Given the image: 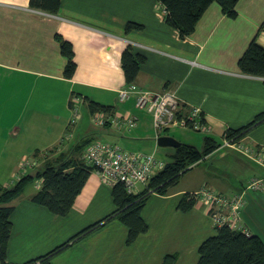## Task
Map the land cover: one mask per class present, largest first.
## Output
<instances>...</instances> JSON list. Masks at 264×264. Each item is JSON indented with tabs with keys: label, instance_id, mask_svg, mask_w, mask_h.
I'll list each match as a JSON object with an SVG mask.
<instances>
[{
	"label": "crops",
	"instance_id": "0c3cea01",
	"mask_svg": "<svg viewBox=\"0 0 264 264\" xmlns=\"http://www.w3.org/2000/svg\"><path fill=\"white\" fill-rule=\"evenodd\" d=\"M41 11L29 0H0V186L33 173L36 162L33 166L22 162L24 158L31 162L35 151L42 152L41 161L53 154L43 155L49 149L55 154L68 151L85 136L96 139L94 130L110 135L109 142L160 157L157 138L170 134L165 130L157 136L153 117L136 105L135 97L117 99V91L126 84L121 53L128 44L146 56L136 84L154 92L172 89L184 108L200 106L208 131L181 127L184 131L175 137L180 142L201 149L208 135L221 143L227 129L264 111V77L245 74L237 64L255 36L264 46V0H238L235 17L227 16L214 1L184 38L166 23V9L159 0H61L53 15ZM129 21L142 28L126 31ZM56 34L72 43L77 64L72 77L64 76L67 60ZM74 95L90 119L81 117L68 125ZM85 98L112 106L114 113L133 114L136 125L126 129L95 124ZM241 141L264 145V121ZM174 148L164 152L171 157ZM237 154L242 155L220 145L185 171L166 194L151 193L141 212L148 229L133 243H126L127 226L111 218L69 241L51 256L50 264H164L166 254L175 255L173 264H196L199 244L216 232L215 225L203 202L187 211L178 203L186 192L204 185L227 194L239 192L249 178L264 174L263 167L244 155L252 166L241 164ZM40 184L38 179L33 186L26 185L9 202L14 207L6 251L9 264L44 255L116 208L112 185L95 169L63 216L31 200ZM143 188L138 184L135 191ZM241 220L249 233L264 241V191L247 194Z\"/></svg>",
	"mask_w": 264,
	"mask_h": 264
},
{
	"label": "trees",
	"instance_id": "16d2710c",
	"mask_svg": "<svg viewBox=\"0 0 264 264\" xmlns=\"http://www.w3.org/2000/svg\"><path fill=\"white\" fill-rule=\"evenodd\" d=\"M159 1L166 9L164 16L166 23L178 29L182 38L194 31L198 19L214 1L221 6L222 11L227 16L235 17L237 15L236 4L238 0ZM60 3L61 0H29L31 7L49 13H56ZM141 28L142 24L133 21L127 22L125 26L126 31ZM55 37L59 41L61 53L67 60L64 76L72 77L77 66L74 60L72 43L60 34H56ZM145 59L146 56L136 51L131 44L123 49L121 67L126 84L134 82ZM237 64L240 71L245 74L264 77V46L257 41L256 36L249 42L238 58ZM85 100L92 113L95 111H103L108 114L114 113L112 106L88 98H85ZM262 121H264V111L238 128L227 129L224 135L235 141L241 140L252 127ZM93 140L94 137L85 136L68 151H60L55 154L54 148L49 149L47 153L53 154L43 158L41 166L35 169L33 173H24L13 184L0 186V264H9L6 260V251L12 232L10 215L14 209L9 202L20 195L28 183L39 179L41 180L40 187L31 196V200L45 206L54 214L66 215L86 182L90 171L95 169L82 157L85 147ZM220 145L221 143L208 135L204 137V146L201 149L193 144L181 142L180 146L174 148L171 159L151 175L142 190L129 192L122 182H116L112 185V197L116 208L111 214L75 234L62 245L23 264H50L51 256L69 241L76 240L83 234L99 228L111 218H117L127 226L126 243H133L141 233L146 232L148 229V224L142 217L141 212L151 193L166 194L172 186L178 183L185 171L202 161L205 156ZM39 153L42 152L35 151L33 156L36 157ZM196 202L193 193L186 192L181 197L178 208L187 211ZM215 229L216 232L213 235L206 237L199 244L196 264H264V241L259 235L246 233L227 225L215 226ZM175 258L173 254H166L163 263L173 264Z\"/></svg>",
	"mask_w": 264,
	"mask_h": 264
},
{
	"label": "built area",
	"instance_id": "2783aa9c",
	"mask_svg": "<svg viewBox=\"0 0 264 264\" xmlns=\"http://www.w3.org/2000/svg\"><path fill=\"white\" fill-rule=\"evenodd\" d=\"M41 12L53 15L49 12ZM131 96L135 97L139 108L153 117L157 136L171 127L208 131L209 126L200 106L191 105L184 108L172 89L167 88L161 92H154L133 82L125 84L117 91L119 101H125ZM81 103L79 96L74 95L70 99L72 114L68 125H73L79 120ZM91 120L101 126L111 123L118 128L125 127L126 129L134 127L137 123V117L133 114H108L103 111L91 113ZM221 146L242 152L264 168V145L245 144L241 140L235 141L224 135ZM82 157L95 167L103 182L109 185L122 182L129 192H134L138 184L145 185L151 175L165 165V161L155 153L125 149L117 143L100 139L90 142L85 147ZM34 164L35 161L30 162L28 158H24L22 162V166H33ZM252 191H264V174L251 177L242 190L236 193L227 194L204 185L193 192V196L197 201L206 205L207 212L215 226L227 225L248 233L242 224L241 211L246 203L247 194Z\"/></svg>",
	"mask_w": 264,
	"mask_h": 264
},
{
	"label": "rangeland",
	"instance_id": "374dc122",
	"mask_svg": "<svg viewBox=\"0 0 264 264\" xmlns=\"http://www.w3.org/2000/svg\"><path fill=\"white\" fill-rule=\"evenodd\" d=\"M79 108L81 109V115H80V118L81 117H84V119H86L87 117L90 119V113L87 111V109H86V107L85 106H83L82 105V103L79 105ZM79 118V119H80ZM91 121V120H90ZM92 124H94V123H92L91 122V125ZM95 125V124H94ZM93 126V125H92ZM96 126V125H95ZM98 126V125H97ZM167 132L166 133H168V134H170L171 136H174V137H177V133L178 132H182V131H184L183 129H181V127H171V128H169L168 130H166ZM197 132H200V131H197ZM101 132H98V133H95V130H94V134H96L97 136H95V138L96 139H100V140H105V141H110L112 138H110L111 136L110 135H101L100 134ZM195 134H199V133H196V132H194ZM105 134H108V133H105ZM201 136V135H200ZM112 142V141H111ZM119 143V142H118ZM246 144V143H245ZM120 145H122L121 143H120ZM198 145V144H197ZM158 146V151H156L157 152V154L160 156V157H162V159L164 160V161H169L170 159H171V157L169 156V155H167L165 152H164V150H166V149H168V148H170V146H160V145H157ZM122 147H123V145H122ZM125 147V146H124ZM198 148L200 147L199 145L197 146ZM125 149H127V148H125ZM136 149H138V148H136ZM226 149V148H225ZM130 150V149H129ZM224 150V149H223ZM236 150V149H235ZM238 151V150H237ZM46 152H48V150L47 151H45L44 153H43V155L46 153ZM238 152H240V151H238ZM242 155H244L242 152H240ZM236 154V153H235ZM28 155H30V154H28ZM238 155V160H239V162H241V164H244V165H246V166H248V164H249V166H252V164L251 163H248L246 160H245V158L244 157H242V155H240V154H237ZM31 156V155H30ZM245 156V155H244ZM246 157V156H245ZM40 158H41V155H39V156H36V157H34L33 156V160H32V162L33 161H35L36 162V164L31 168V169H34L35 170V168L37 169L38 168V166H39V164L41 163V161H40ZM248 158V157H247ZM30 160V159H29ZM212 161H213V159H212ZM255 176V175H254ZM253 177V176H252ZM250 179V178H249ZM248 179V180H249ZM248 180H247V182H248ZM246 182V183H247ZM245 183V184H246ZM35 184V181L33 182H30L29 184H27V185H29V186H33ZM245 186V185H244ZM243 186V187H244ZM242 187V188H243ZM242 190V189H241Z\"/></svg>",
	"mask_w": 264,
	"mask_h": 264
},
{
	"label": "water",
	"instance_id": "95a60500",
	"mask_svg": "<svg viewBox=\"0 0 264 264\" xmlns=\"http://www.w3.org/2000/svg\"><path fill=\"white\" fill-rule=\"evenodd\" d=\"M157 144L160 146L178 147L180 146L181 142L177 140L175 137L165 134V135H160L157 138Z\"/></svg>",
	"mask_w": 264,
	"mask_h": 264
}]
</instances>
